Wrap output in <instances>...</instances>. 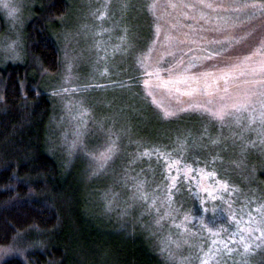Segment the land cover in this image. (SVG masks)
<instances>
[{"label": "rangeland", "instance_id": "374dc122", "mask_svg": "<svg viewBox=\"0 0 264 264\" xmlns=\"http://www.w3.org/2000/svg\"><path fill=\"white\" fill-rule=\"evenodd\" d=\"M4 2L17 5L19 11L17 19H12L7 10L0 8L7 24L0 38V64L21 63L24 28L32 16L35 0H0V4ZM70 2L72 9L59 36L62 67L54 83H50L52 92L58 93L53 95L55 108L51 122L52 141L57 147L71 154L75 162H84L85 156L93 174L107 168L115 178L118 173L113 168L127 161L128 151L135 145L134 138L141 134L134 130V120L148 121L145 96L161 119L167 110L173 114L165 118L194 113L211 121L209 132L216 135L215 140L218 138L225 177L221 178L219 172L209 175L210 169L181 168L177 166L178 160L170 161V167L176 170L175 177L193 181L195 192L208 202L201 206L207 209V214L217 209L214 203L218 200L222 205L220 199L212 196L229 200V192L216 183H228L227 177L238 182L234 188L237 193L245 190L252 197L262 196V188L257 187L264 171V144H261L264 124L259 122V105L256 111H231L223 121L210 114L222 106H227L229 111L235 101L264 88L256 83L264 79L260 71L264 65V10L259 2ZM251 4L258 7L247 6ZM12 41H17L18 58L5 50ZM209 54L212 59L207 58ZM134 77L138 82L133 85ZM251 119L256 122L249 124ZM242 145L248 146L242 149ZM109 147L111 152L106 153ZM101 153H106L108 158L100 159ZM249 202L252 209L245 205L246 209L232 218L235 223L230 229L236 244L233 249L241 252L243 242L251 239L246 229L258 226L250 222L248 213L259 219L255 211L259 203ZM222 230L226 232L227 228ZM222 230L208 231L201 257L203 264L222 258L225 244L232 248ZM192 247L187 252L191 253ZM262 249L264 246L258 248Z\"/></svg>", "mask_w": 264, "mask_h": 264}, {"label": "trees", "instance_id": "16d2710c", "mask_svg": "<svg viewBox=\"0 0 264 264\" xmlns=\"http://www.w3.org/2000/svg\"><path fill=\"white\" fill-rule=\"evenodd\" d=\"M71 9L70 0H35L21 63L0 64V264H203L208 230L195 218L201 207L195 186L175 177L170 161L226 176L208 118L184 113L161 119L142 97L148 121L134 120L141 134L127 161L113 168L115 178L107 168L93 174L85 156V163L75 162L52 141L50 83L62 67L59 36ZM6 29L0 11V38ZM227 178L235 188L238 182ZM257 187L260 197L229 192L235 215L249 201L264 200V171ZM234 223L225 217L219 227L227 228L222 231L232 248ZM238 250L230 256L226 250L212 264H244ZM246 260L264 264V249L254 248Z\"/></svg>", "mask_w": 264, "mask_h": 264}, {"label": "snow or ice", "instance_id": "6c2138e0", "mask_svg": "<svg viewBox=\"0 0 264 264\" xmlns=\"http://www.w3.org/2000/svg\"><path fill=\"white\" fill-rule=\"evenodd\" d=\"M247 6L252 7V8L258 7L257 4H251ZM259 7L261 8V10H264V4H260ZM0 8L7 10V15L10 18L17 19L16 13L19 11V7L17 5H10L8 2H4L0 4ZM102 16L103 14L101 15L100 18H102ZM16 44H17V41H12L7 45V48L5 49L9 53H11L14 58L19 57V53L16 52ZM207 58L212 59V55L209 54ZM248 59H250V57H248ZM43 71H47V70L43 69ZM169 71L171 70L169 69ZM260 71H261V74L264 75V65H262ZM256 83L264 85V79L256 81ZM56 94L58 93H53V95H56ZM256 105H259V122L261 124H264V88H261L258 91L250 92L246 94L243 99H239L235 101L231 105V109L229 111H226L227 106H222L219 110L210 112V114L214 116L216 119L223 121L225 116L229 115L231 111H248L249 109H251L252 111H256L257 110ZM172 114L173 113L168 112L167 110H165L164 112L165 117H168ZM255 122H256L255 119H251L249 121V124L255 123ZM252 143L253 145H255L256 142L253 141ZM261 144H264V140L261 141ZM247 146L248 145H242V149L247 148ZM110 152H111V147H109L106 150V153H110ZM106 153H101L100 159H107L108 156ZM209 175L215 176L216 173L213 170L212 172L209 173ZM216 183L220 185V187L223 189L224 192L235 191L234 188L231 190L229 189V185L227 182L216 181ZM172 187H175V181H173ZM197 187L199 188L201 186L197 185ZM202 190L207 191V189H202ZM177 191H179V189H177ZM193 195L196 198L197 205L202 206L204 204V199L199 195V192H195L193 193ZM209 195L211 196L212 194L209 193ZM212 199H220L222 202V205H226V207L220 206L217 209H214L213 212L207 216V220H208L207 224L204 223L205 213H207V209L200 207L199 213L195 217L198 221L199 227L207 228L209 232H212L213 229L215 228L222 227L225 217H232V218L235 217V213L232 212V202L230 200L225 199L224 196H219V197L212 196ZM169 200H171V193H169ZM262 210H264V200H261V202L256 206V209H255V211L259 215V219H257L256 217H253L250 212L248 213L250 222H255V224L258 226L255 228L249 227L246 229V231H248L249 233V236L251 237L249 241L243 242L244 238L243 237L241 238L243 242L242 244L243 251L239 252V255L244 260V264H247L246 257H248L252 253L254 248H260L264 246V230H262V228H264V211ZM185 218L187 219V217ZM256 232H258L259 235H254V233ZM213 243H215V241H213ZM224 248L227 250V254L229 256L233 252L239 251L238 249L229 248L227 244L224 245ZM8 251L10 250H7V249L4 250L5 254H7ZM205 264H207V262H205Z\"/></svg>", "mask_w": 264, "mask_h": 264}]
</instances>
